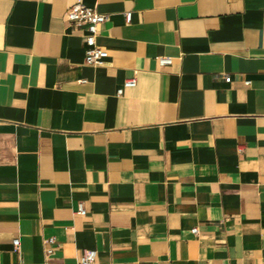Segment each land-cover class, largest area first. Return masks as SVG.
<instances>
[{
    "label": "crops",
    "instance_id": "obj_1",
    "mask_svg": "<svg viewBox=\"0 0 264 264\" xmlns=\"http://www.w3.org/2000/svg\"><path fill=\"white\" fill-rule=\"evenodd\" d=\"M73 1L0 0V264H264V0Z\"/></svg>",
    "mask_w": 264,
    "mask_h": 264
},
{
    "label": "built area",
    "instance_id": "obj_2",
    "mask_svg": "<svg viewBox=\"0 0 264 264\" xmlns=\"http://www.w3.org/2000/svg\"><path fill=\"white\" fill-rule=\"evenodd\" d=\"M65 18L70 24L82 30L84 42V61L88 64L98 65L103 62L105 52L103 48L97 43L96 36L100 25L107 19V15L97 11L94 7L85 4L82 0H74L65 11ZM125 20L129 22L130 12H125ZM157 62L160 66L170 64L171 57L158 56ZM137 81V71L126 77L122 85L116 89L117 94H121L123 87L134 86ZM77 214H84L85 208L83 202H78L75 209ZM193 233L196 232V227L191 228ZM44 252L46 255L53 253L57 247L55 236L50 235L44 239ZM12 244L18 250L19 240L14 238ZM96 257V250L94 248H84L78 257L79 264H92Z\"/></svg>",
    "mask_w": 264,
    "mask_h": 264
}]
</instances>
